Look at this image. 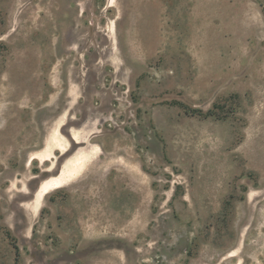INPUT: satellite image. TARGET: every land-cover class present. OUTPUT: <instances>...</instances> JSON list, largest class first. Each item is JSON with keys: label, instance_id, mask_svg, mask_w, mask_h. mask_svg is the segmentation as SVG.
<instances>
[{"label": "rangeland", "instance_id": "rangeland-1", "mask_svg": "<svg viewBox=\"0 0 264 264\" xmlns=\"http://www.w3.org/2000/svg\"><path fill=\"white\" fill-rule=\"evenodd\" d=\"M0 264H264V0H0Z\"/></svg>", "mask_w": 264, "mask_h": 264}, {"label": "trees", "instance_id": "trees-1", "mask_svg": "<svg viewBox=\"0 0 264 264\" xmlns=\"http://www.w3.org/2000/svg\"><path fill=\"white\" fill-rule=\"evenodd\" d=\"M189 112L191 113H198L200 115H204V116H209L213 113L212 110H209L207 113H204L202 110H199V109H192V110H189Z\"/></svg>", "mask_w": 264, "mask_h": 264}]
</instances>
